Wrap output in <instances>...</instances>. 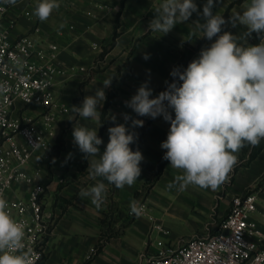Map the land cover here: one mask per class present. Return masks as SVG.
<instances>
[{
	"label": "crops",
	"instance_id": "0c3cea01",
	"mask_svg": "<svg viewBox=\"0 0 264 264\" xmlns=\"http://www.w3.org/2000/svg\"><path fill=\"white\" fill-rule=\"evenodd\" d=\"M37 2L17 0L1 23L8 29L12 41L24 34L31 36L36 44V60L53 59L64 69L57 75L56 92L68 111L61 114L57 137L49 139L50 151L47 154L40 151L31 160L32 168H40V178L47 186L43 211L50 222V232L42 264H127L133 255L138 258L137 264H142L164 249L158 244L176 246L196 234L213 232L227 215L232 197L247 191L257 193V208L251 216L264 232V181L258 185L264 176V140L255 156L250 157L251 145L236 154V165L217 189L190 185L185 191H177L168 185L182 170L170 167L169 161L166 160L155 179L159 158L166 151L160 145L167 139L170 123L162 116L151 120L137 116L124 103L146 80L154 98L164 91L173 68H187L203 47L214 42L215 38L213 41L200 38V32L195 30L192 22L198 19L203 22L202 17L193 13L187 22L178 23L163 35L147 31L155 15L153 9L162 0H59L60 8L45 22L33 14ZM248 2L221 0L213 12L227 20L233 13H242ZM195 3L202 12L206 0H195ZM61 23L63 28L59 27ZM224 30L234 35L245 31L242 26L232 28L230 24ZM248 43L253 44L251 38ZM53 44L58 49L52 58ZM145 53L150 55L147 60L143 59ZM108 77L114 79L111 87L104 89L106 98L110 91L114 96L103 120L105 101L98 107L99 121L86 120L73 113L71 107L80 106L86 96L103 88L102 83ZM12 113L21 116L32 111L24 110L17 103ZM122 113L144 121L143 127L133 129L138 137H143L138 145L144 156L141 175L131 187L122 189L104 180L106 201L97 209L89 198L80 199L78 193L81 188L96 183L89 178L87 169L99 156L84 158L73 143L74 124L97 130L103 141L99 146L102 153L109 140L108 128L115 126L109 117L116 114V123H125ZM69 153L71 159H68ZM133 200L144 203L146 213L130 216L128 211ZM172 226L178 227L179 232L171 234ZM96 247H99L97 251Z\"/></svg>",
	"mask_w": 264,
	"mask_h": 264
},
{
	"label": "clouds",
	"instance_id": "9594fccd",
	"mask_svg": "<svg viewBox=\"0 0 264 264\" xmlns=\"http://www.w3.org/2000/svg\"><path fill=\"white\" fill-rule=\"evenodd\" d=\"M0 2L15 5L17 0ZM220 3L221 0H206L200 12L195 0H162L153 9L155 15L147 31L166 35L196 13L203 19L192 22L200 38L215 39L200 50L187 68H173V81H166V89L154 98L146 80L124 102L137 116H162L170 123L167 139L160 147L166 150L162 158L170 162V167L182 170L168 185L181 192L190 185L217 189L236 165V154L245 146L255 147L264 140V0H249L242 13H233L227 20L213 12ZM59 8V0H38L33 14L45 22ZM226 24L232 28L242 26L245 31L234 35L224 30ZM253 33L259 39L257 44L248 43ZM149 58L145 53L143 59ZM113 79H105L104 87L86 96L80 106L73 105L72 112L83 119L99 121L98 107L103 106L104 89L111 87ZM4 90L5 85L0 84V92ZM121 115L125 123L120 124L116 123V114L110 115L115 126L108 128L109 140L102 153L99 146L103 141L97 130L74 124L73 143L84 158L99 156L87 169L89 178L96 183L78 193L80 199L89 198L97 209L106 201L104 180L122 189L131 187L141 175L144 156L130 145L138 139L133 129L143 127L144 121L128 113ZM129 121L130 126L126 127ZM71 158L69 153L68 159ZM129 207L130 214L140 215L142 206L137 201H131ZM8 208L0 190V264H33L32 249L25 244V226L12 217Z\"/></svg>",
	"mask_w": 264,
	"mask_h": 264
},
{
	"label": "built area",
	"instance_id": "2783aa9c",
	"mask_svg": "<svg viewBox=\"0 0 264 264\" xmlns=\"http://www.w3.org/2000/svg\"><path fill=\"white\" fill-rule=\"evenodd\" d=\"M11 7L0 2V84L5 85L0 92V190L12 217L25 226V244L32 249L33 264H41L50 232L43 211L47 186L31 160L40 151H50L49 139L57 137L61 114L68 111L56 92L57 75L64 69L53 59L36 60V44L29 34L9 39L1 21ZM51 48L53 58L58 46ZM17 103L32 114L13 115ZM139 205L140 214L146 213L145 204ZM256 208L255 191L234 195L227 215L213 232L160 249L142 264H264V232L251 216ZM128 214L134 216L130 210Z\"/></svg>",
	"mask_w": 264,
	"mask_h": 264
},
{
	"label": "trees",
	"instance_id": "16d2710c",
	"mask_svg": "<svg viewBox=\"0 0 264 264\" xmlns=\"http://www.w3.org/2000/svg\"><path fill=\"white\" fill-rule=\"evenodd\" d=\"M251 41L253 44H257L259 43V39L258 37L256 36V34L254 33V35L251 37ZM173 81V77H170V79L168 80V83H171ZM166 89V86L164 88V90ZM114 96V93L113 91H110V93L107 95V98L105 100V103H104V107H103V111H102V120L104 118V115L106 114V110H107V107L109 105V102H110V99ZM152 118H149V120H151ZM143 139V137L140 135L138 137V139L136 140L135 143L132 144L131 148L133 149V151H135L137 148H138V145L140 143V141ZM261 149V144H259L258 146H255L253 147V149L251 150V153H250V157H253L255 156L259 150ZM163 156H161L159 158V161H158V166H157V169H156V174H155V179L158 178L163 170V167H164V164L166 163V160H164L162 158ZM264 181V176L261 178L260 182L258 185H261ZM99 249V247H96L95 248V251H97ZM43 261V259H42ZM42 261H41V264H42Z\"/></svg>",
	"mask_w": 264,
	"mask_h": 264
},
{
	"label": "rangeland",
	"instance_id": "374dc122",
	"mask_svg": "<svg viewBox=\"0 0 264 264\" xmlns=\"http://www.w3.org/2000/svg\"><path fill=\"white\" fill-rule=\"evenodd\" d=\"M178 230H179L178 227L172 226L170 231H171V234H174L175 232H179ZM158 245H160L162 248H168L169 246H174V245L168 244V243H166V244H158ZM137 261H138L137 256L133 255L132 259L127 264H137Z\"/></svg>",
	"mask_w": 264,
	"mask_h": 264
}]
</instances>
